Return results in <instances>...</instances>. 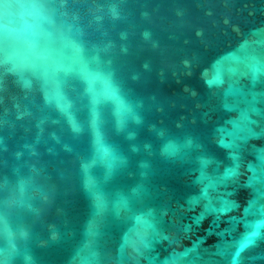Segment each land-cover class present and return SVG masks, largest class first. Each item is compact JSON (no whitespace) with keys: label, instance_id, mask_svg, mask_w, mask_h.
Instances as JSON below:
<instances>
[{"label":"water","instance_id":"obj_1","mask_svg":"<svg viewBox=\"0 0 264 264\" xmlns=\"http://www.w3.org/2000/svg\"><path fill=\"white\" fill-rule=\"evenodd\" d=\"M0 264H264V0H0Z\"/></svg>","mask_w":264,"mask_h":264},{"label":"clouds","instance_id":"obj_2","mask_svg":"<svg viewBox=\"0 0 264 264\" xmlns=\"http://www.w3.org/2000/svg\"><path fill=\"white\" fill-rule=\"evenodd\" d=\"M147 234V228L144 225H141L137 228L136 240L139 241ZM135 243V242H134Z\"/></svg>","mask_w":264,"mask_h":264},{"label":"snow or ice","instance_id":"obj_3","mask_svg":"<svg viewBox=\"0 0 264 264\" xmlns=\"http://www.w3.org/2000/svg\"><path fill=\"white\" fill-rule=\"evenodd\" d=\"M186 251H191V249H189V250H186Z\"/></svg>","mask_w":264,"mask_h":264}]
</instances>
